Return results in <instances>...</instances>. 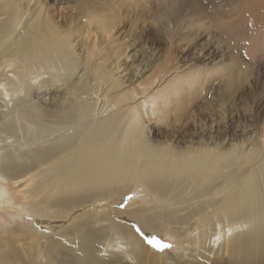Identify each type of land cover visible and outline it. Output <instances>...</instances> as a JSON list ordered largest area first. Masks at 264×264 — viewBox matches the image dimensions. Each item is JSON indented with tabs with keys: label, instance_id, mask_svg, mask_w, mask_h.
<instances>
[{
	"label": "bare ground",
	"instance_id": "obj_1",
	"mask_svg": "<svg viewBox=\"0 0 264 264\" xmlns=\"http://www.w3.org/2000/svg\"><path fill=\"white\" fill-rule=\"evenodd\" d=\"M158 3L168 24L182 16L201 18L196 0ZM185 5H190L191 13L182 12ZM22 17L16 20L17 27ZM22 32L23 43L8 64L13 76H0V179L6 182L0 202L7 198L9 203L25 206L27 217L35 222L29 232L22 226L0 231V264H38V256L47 264H62L56 257L60 242L54 238L66 234H76L80 240L79 255L72 259L66 254V264H93L100 248L110 257L104 263L146 264L154 256L161 262L152 264H229L230 258L235 264H264V162L250 169L264 158L260 142L244 158L239 154L245 140L224 154L213 136L208 138L213 151L204 148L210 145L207 141L202 149L169 144L175 130L164 129L155 136L151 123L155 113L167 114L175 95L177 100L184 98L178 90L167 95L176 89L175 84L163 90L162 98L151 93L156 81L149 86L134 85L137 74L124 63L131 58L127 48L112 58L99 59L97 76H93L82 58L70 57V36L68 41L49 40L39 37L40 30L25 25ZM38 38L45 41L44 46ZM36 67L43 73L34 72ZM44 74L46 78L41 77ZM60 87L68 88L63 96L49 97L51 88L57 90L55 95L63 93ZM4 96L12 103L7 104ZM154 137L162 140H151ZM219 154L225 167L234 166L232 174L220 170ZM16 188H23L22 202L13 198ZM216 188H224L219 198L212 196ZM140 190L146 205L137 206L140 201L136 199L124 208L128 197ZM230 191L234 192L229 197ZM212 207L215 210L205 213ZM168 212L184 213L169 223L179 221L187 232L192 227L200 230L184 239L176 228L171 229V234L189 246L171 258L164 256L165 235L156 236L159 228L169 224L163 220ZM196 216L199 220L192 221ZM226 218L230 219L227 225L219 223ZM12 234L23 237L25 249L15 248ZM208 240L210 252L218 255L212 260L204 252ZM196 253L198 259L192 257Z\"/></svg>",
	"mask_w": 264,
	"mask_h": 264
},
{
	"label": "rangeland",
	"instance_id": "obj_2",
	"mask_svg": "<svg viewBox=\"0 0 264 264\" xmlns=\"http://www.w3.org/2000/svg\"><path fill=\"white\" fill-rule=\"evenodd\" d=\"M159 1L161 0H0V76L5 75L8 78L13 76L11 73L13 69L9 68L8 64L16 59L23 43L21 35L24 32L21 33V30L24 25L30 30H40L39 37L46 36L49 40L53 38L67 40L70 36L72 43H67L73 48L70 57L76 54L82 58L85 68H88L93 76H97L95 67L99 59L107 56L112 58L114 57L112 54L117 55L120 49L127 48L131 58L124 59V63H127L126 68L131 67L132 72L137 74L133 78L136 81L134 85L149 86L156 81L151 93L162 98L163 90L175 84L176 89L170 90V94L167 95L171 96L178 90L181 96H184L180 100L175 99L176 95L173 100L169 98L172 105H168L167 114L157 112L152 117L151 127L155 136L164 129H174L169 137V144L183 148L197 146L202 149L203 143L207 141L210 145L204 148L209 151L214 150L211 148L213 141L208 139L213 136L217 139L215 142L222 147V154L231 151L232 145L236 146V142L245 140L239 154L243 158L250 153L255 143L260 142L264 151V0H196L201 18L182 16L176 19L175 24H168L164 15L159 12L157 7ZM189 6L185 5L182 12L191 13ZM20 17L22 22L17 27L16 20ZM172 34L174 38H170ZM38 39L44 46L45 41ZM191 44H194V47ZM34 72L43 73V70L36 67ZM41 77L46 78V75ZM60 88L63 93L55 95L54 92L57 90L51 88L49 97L63 96L68 88L64 87L63 90ZM3 98L7 104L12 103L10 97ZM140 100L143 101L144 98ZM186 100L190 104L184 105ZM155 102L161 103L160 99H155ZM1 104L6 105L4 102ZM177 130L182 131L178 134ZM151 140L162 139L154 137ZM172 140H175V143H172ZM261 153L264 156V152ZM222 154H219L220 170L232 174L235 168L222 164ZM263 162L264 158L257 159L250 169ZM243 180L244 178H241L237 185L239 186ZM0 184L1 190L6 182L0 179ZM223 189L216 188L218 191L213 192L212 196L221 197ZM22 191L23 188L14 189L13 198L16 197L15 199L22 202V195L19 196ZM233 192L230 191L228 196L230 197ZM143 199L145 195L140 190L128 197L129 203L124 208L129 207L135 200L140 201L137 206H145L146 200ZM176 204L177 202H174L171 208L174 209ZM189 205L190 203L186 207ZM223 205L225 203L216 209ZM118 208L121 210L120 205ZM212 210H215L214 207L205 213ZM183 214L173 215L168 212L163 220L169 223ZM27 215L25 206L9 203L5 198L0 202V231L13 230L21 226L28 232L31 231L30 228L35 221L29 219ZM199 217H194L192 221H198ZM227 222H230L229 218L219 223L227 225ZM171 229L178 230L184 239H191L193 233L197 234L200 231L192 227L187 232L185 225L179 221L177 224L169 223L159 228L160 232L156 236L165 235L163 252L165 251L164 256L167 258L175 257L181 248H189L183 238L179 239L169 232ZM45 236L49 238L51 232L47 231ZM11 240L17 241L15 248L20 251L27 246L24 245L21 235L12 234ZM54 240L60 242L61 251L56 255L60 263L66 264L63 261L66 254L72 259L79 255L78 235L66 234L64 238L58 237ZM208 246L209 240L204 252L212 260L218 255L213 256L214 252H210ZM101 250L100 248L97 251L93 264H115L112 261L104 263L103 259L108 261L110 257L109 254L101 253ZM148 255L153 253L150 252ZM198 256L197 253L192 255L195 258ZM188 257L186 254V259ZM153 258L154 256L150 262L147 259L146 264L158 261ZM37 260L38 264H47L46 260L39 256ZM229 264H235L231 258Z\"/></svg>",
	"mask_w": 264,
	"mask_h": 264
},
{
	"label": "snow or ice",
	"instance_id": "obj_3",
	"mask_svg": "<svg viewBox=\"0 0 264 264\" xmlns=\"http://www.w3.org/2000/svg\"><path fill=\"white\" fill-rule=\"evenodd\" d=\"M163 247V246H162Z\"/></svg>",
	"mask_w": 264,
	"mask_h": 264
}]
</instances>
